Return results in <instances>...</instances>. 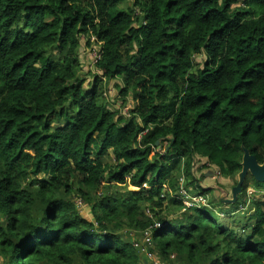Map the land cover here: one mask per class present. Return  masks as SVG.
Masks as SVG:
<instances>
[{"label":"trees","instance_id":"16d2710c","mask_svg":"<svg viewBox=\"0 0 264 264\" xmlns=\"http://www.w3.org/2000/svg\"><path fill=\"white\" fill-rule=\"evenodd\" d=\"M243 149L263 162L264 0H0V264H264L252 176L230 220L192 185L199 158L235 186ZM183 175L205 202L162 216ZM150 226L153 261L125 234Z\"/></svg>","mask_w":264,"mask_h":264},{"label":"rangeland","instance_id":"374dc122","mask_svg":"<svg viewBox=\"0 0 264 264\" xmlns=\"http://www.w3.org/2000/svg\"><path fill=\"white\" fill-rule=\"evenodd\" d=\"M131 1L132 0H126V2L128 4H130ZM82 36L83 35H81L80 38ZM81 42L83 44H85L83 38H81ZM83 44H80V47L82 48L81 51H80V54H81V56L88 55L89 59L86 58V57L82 58L83 64H81L82 65L81 74L89 73V75L88 74L86 75L87 78H88V77H91V74L95 73V70H94V68H93V66L91 64L92 63V59L91 58H92V54L95 53L96 50H99V44L97 42H95V41L94 42L91 41V45L89 46L91 53H89V50H88L89 48L87 49ZM97 57H98V53L96 52L95 58H97ZM204 59H205V56L204 55H200V56L195 57L194 62L197 64V66L202 67ZM93 60H94V58H93ZM120 84H121L120 78H115V79H113L111 81L104 82L102 84V86H103V90H104L105 93H107V92H110V93L116 92L117 93V87L116 86H120ZM83 86L85 88L86 87L89 88L87 82H85ZM110 96H112V95H110ZM133 106H134V100L132 99L131 96H129V98H127V101H126L124 107L122 108V112L124 110H128L129 108L132 109ZM108 159L110 160V158H108ZM200 162L201 161L198 160V159L194 160V168L192 170V173H193V176L195 178H197V180L193 181L192 185L198 187L199 184H201L202 187H208V186L212 187L209 191H204V194L206 195V197L208 199V203H209V201L211 202L214 214H216L220 219H227V220L229 219L230 220V218L222 216L221 211L228 212L230 210H233L232 206L236 205V203L234 202V203L223 204V203L220 202L221 201L220 198H222L221 196H224V195H226L225 198H230L231 189H232V181L230 180L231 178H229L227 176L221 177L220 175H217V174L214 175L213 173H210L208 176L201 175L200 171H202V169L200 171L196 170L197 167H199L201 164L204 163V162H202V163H200ZM41 176H43V175L42 174H38L37 175L38 178H40ZM183 176H184L183 180H180V179L177 180V188H178V190H180V187H184L185 189H190L189 192L186 191L187 195H189L191 197L198 195L197 191H194V190L191 189V185L187 186L185 184V182L188 183L189 181H191V177L187 178L185 175H183ZM211 177H213V179H211ZM247 178L250 179V180H248V183H247V185H248L247 186V191H246L247 200L248 201L257 200V199L261 198L262 196H264V191L258 189V187H262L263 188L264 182H257L255 180L251 179L250 177H247ZM257 184H259V186ZM130 189H131V187H130ZM166 194H168V193H166ZM73 196H75V195H73ZM172 198L173 197L169 196L168 199L163 201L164 202L163 203V207H162L163 208V212H162L161 215L162 216L165 215L168 218H173L174 219V218H178L179 217L177 215L180 212H186V210H185L186 206H185V203L182 201L183 202L182 203L183 207L180 210H169L168 206L170 205V202H171ZM73 201L78 206L79 212L83 216H85L86 218H89L90 214H89V208L87 207V203L82 201L77 196H75L73 198ZM247 206H248V204H246V207ZM241 207H239V206L235 207L234 212H233L234 216H237L239 213H241V215H242V213H243L242 210H243L244 205L241 204ZM145 210L147 211L149 209L145 208ZM155 210H159V209L156 208ZM149 211H148V216H151ZM152 219H153V222H156V220H157L154 217H152ZM232 219H235V218L233 217ZM144 231L134 232V231L128 230L125 234H129L130 236L132 234V235L135 236L136 241H138L139 243L142 242L143 246L146 248V250H144L145 259L147 258V260L153 261V260H155V256H154V253L150 249L152 246H148L149 237L147 236V232H144ZM147 252H150L151 257L148 256ZM171 258H173V256ZM143 263H148V261L146 262V260H143Z\"/></svg>","mask_w":264,"mask_h":264},{"label":"water","instance_id":"95a60500","mask_svg":"<svg viewBox=\"0 0 264 264\" xmlns=\"http://www.w3.org/2000/svg\"><path fill=\"white\" fill-rule=\"evenodd\" d=\"M209 173H212L211 171ZM251 175L257 182H264V160L262 163H258L255 156L252 155L247 149H243V155L241 159V169L237 174L236 185L231 189L230 198H225L226 195L221 196V203L228 204L234 203L238 194L241 192L242 185L247 175ZM207 176L206 174H204Z\"/></svg>","mask_w":264,"mask_h":264},{"label":"built area","instance_id":"2783aa9c","mask_svg":"<svg viewBox=\"0 0 264 264\" xmlns=\"http://www.w3.org/2000/svg\"><path fill=\"white\" fill-rule=\"evenodd\" d=\"M92 38H94V37H92ZM92 42H94V40H92ZM99 49H100V47H99ZM89 50H90V48H89ZM96 52L98 53V57L97 58H95ZM96 52L92 54V57L94 59H98L99 56H100L98 50H96ZM183 179H184L183 177H180V180H183ZM186 191L189 192L190 189H185L184 187H180L179 193H180L181 198L183 199V202L185 203L186 207L193 206L196 203H204L205 202L203 196L201 194H199L198 192H197L198 195L191 197V196L187 195ZM157 225H155V226H157ZM144 232H147V236L149 237L148 246H151V244H152L151 226L147 230H145ZM140 244H142V242ZM147 254H148L149 257H151L150 252H147Z\"/></svg>","mask_w":264,"mask_h":264},{"label":"crops","instance_id":"0c3cea01","mask_svg":"<svg viewBox=\"0 0 264 264\" xmlns=\"http://www.w3.org/2000/svg\"><path fill=\"white\" fill-rule=\"evenodd\" d=\"M196 159L200 160V161H201L200 163L205 162V160H203V159L195 158V160H196ZM202 171L204 172L203 175L206 174V175L208 176V175L210 174L209 172H210L211 170H208V168H205V169H202ZM211 172H212V171H211ZM215 174H216V173H215ZM215 174H214V175H215ZM204 176H205V175H204ZM209 178H210V177H209ZM214 178H215V177H214ZM211 179H213V177H211ZM200 185H201V184H200ZM201 186H202V185H201ZM208 187H209V186H208Z\"/></svg>","mask_w":264,"mask_h":264}]
</instances>
